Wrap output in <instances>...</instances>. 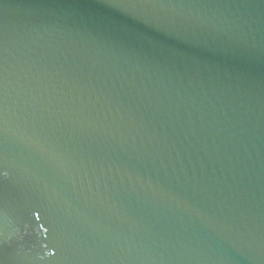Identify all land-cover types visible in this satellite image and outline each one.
<instances>
[{"label": "water", "instance_id": "1", "mask_svg": "<svg viewBox=\"0 0 264 264\" xmlns=\"http://www.w3.org/2000/svg\"><path fill=\"white\" fill-rule=\"evenodd\" d=\"M0 264H264V0H0Z\"/></svg>", "mask_w": 264, "mask_h": 264}]
</instances>
